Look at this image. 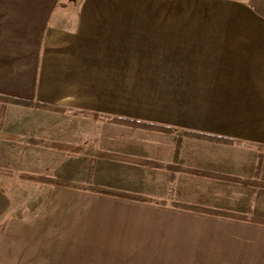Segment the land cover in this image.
I'll list each match as a JSON object with an SVG mask.
<instances>
[{
  "label": "crops",
  "instance_id": "obj_1",
  "mask_svg": "<svg viewBox=\"0 0 264 264\" xmlns=\"http://www.w3.org/2000/svg\"><path fill=\"white\" fill-rule=\"evenodd\" d=\"M138 2L151 9H135ZM188 2L0 0V95L50 106L0 102V264H264V224L250 221H264V151L255 147H264V0H199L198 32L186 25ZM148 42L162 52L157 67L191 65L164 56L166 50L190 51L195 44L201 51L210 85L201 91L200 132L234 144L199 140L204 158H183L181 147V170L173 172L177 139L161 140L173 134L113 123L97 128L87 123L93 118L77 114L95 112L43 90L50 58L63 60L57 66L74 59L95 66L97 58L127 60L130 43ZM68 115L77 122L64 121ZM105 126L158 135L154 142L167 144V153H93L92 144L105 138L96 131ZM128 210L137 217H126Z\"/></svg>",
  "mask_w": 264,
  "mask_h": 264
},
{
  "label": "rangeland",
  "instance_id": "obj_2",
  "mask_svg": "<svg viewBox=\"0 0 264 264\" xmlns=\"http://www.w3.org/2000/svg\"><path fill=\"white\" fill-rule=\"evenodd\" d=\"M16 5H20V3ZM140 5L139 2L136 3L138 7L135 9H151V3L145 2L139 8ZM176 9H180V6L178 5ZM182 9L192 12L191 17L186 20V25L190 26L192 32H198L199 0H190L183 4ZM129 46L131 48L128 51L127 60L97 58L95 66L87 65L89 63L87 60L77 59L72 60L70 66H57L56 64L64 63L63 60L50 58L48 62L51 65H48L44 92L53 96L65 95L66 98L63 102L74 108L171 128L173 135L161 140H170L171 142L173 139L175 141L177 139L178 144L179 139L182 138L180 150L182 147L183 158H204L200 151L203 147L205 149L206 145L197 139L183 135L185 132L201 133L203 126L201 122V91L206 90L207 85L209 89L210 84L206 82L207 75H209L207 68L199 65L201 51L194 48L195 44H192L193 48L190 51L172 52L166 50L163 52L164 56L172 57L174 55L175 58L186 60L185 62H189L191 65L157 67L154 65L157 62L155 58H159V55L162 54L160 51H155L158 46L151 42L141 45L130 43ZM214 53L216 54V52ZM220 53L223 56V54L231 52ZM208 55L210 58V53ZM222 56H220L221 61ZM228 60L232 59L228 57ZM237 63L234 62V64ZM74 118L75 116L68 115L64 121L77 122ZM79 122L86 121L79 120ZM88 122L97 124V128H102L100 124H109L106 121L96 120L95 122L87 120ZM104 128L105 130L96 131L97 136L104 135L105 138L92 144L93 153L97 150H104L131 153L140 157L164 158L163 150L166 152L168 145L164 146L161 142L159 145L155 143L154 140H157L158 135L143 131H130L125 127L118 126H105ZM156 147L159 148L158 153L155 151ZM244 156L248 158L247 154ZM20 201L21 196L17 195L16 202ZM3 205L1 199L0 208L4 207ZM136 213V211L128 210L126 217H137ZM159 229H161L160 232L158 231L159 233H164L165 229ZM171 233H183V231L177 232L176 229H173Z\"/></svg>",
  "mask_w": 264,
  "mask_h": 264
},
{
  "label": "trees",
  "instance_id": "obj_3",
  "mask_svg": "<svg viewBox=\"0 0 264 264\" xmlns=\"http://www.w3.org/2000/svg\"><path fill=\"white\" fill-rule=\"evenodd\" d=\"M0 102L5 103V104H14V105H20V106H25V107H40V108H50V106L46 104H41V103H36L31 100H25V99H19V98H13L9 96H3L0 95ZM77 114H81L84 116H90L96 121H106L109 123H115V124H122V125H127L132 128H139V129H145V130H150V131H160V132H166V133H172L173 130L171 128H167L164 126H161L159 124H149L143 121L135 120V119H127V118H121V117H113V116H108V115H102L99 113L95 114H87L83 112H78ZM186 137L189 138H194L197 140H204V141H211V142H217V143H224V144H234L233 141L227 140L224 138H219L211 135H207L204 133H197V132H185L183 134ZM182 138L179 139V142L177 144V149L175 153V165L169 166L168 168L173 171H179L181 170V167L178 166V158L180 155V145H181ZM258 150L264 151L263 146H255ZM145 165H155V166H160L157 163H151V162H143ZM198 175H205L202 172H193ZM23 179L31 180V181H36V182H41V183H49V184H57V185H64L65 183L63 182H57L49 178L45 177H36V176H29V175H21ZM89 189L90 192L97 193V194H102L106 196H113V197H119V198H124V199H130V200H136V201H146L143 197L136 196V195H129L125 193H120L104 188H97V187H90L87 188ZM176 208L191 211V212H196V213H202V214H208V215H215V216H221V217H227V218H232V219H240V217L225 213V212H218L215 210H210L206 208H201V207H196V206H189V205H182V204H174ZM250 221L257 222V223H263L264 221L259 220V219H250Z\"/></svg>",
  "mask_w": 264,
  "mask_h": 264
}]
</instances>
